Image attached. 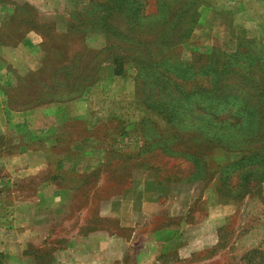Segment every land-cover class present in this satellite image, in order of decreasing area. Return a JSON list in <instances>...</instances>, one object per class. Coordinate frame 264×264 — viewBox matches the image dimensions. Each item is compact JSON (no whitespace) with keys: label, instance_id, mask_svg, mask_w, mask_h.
<instances>
[{"label":"rangeland","instance_id":"374dc122","mask_svg":"<svg viewBox=\"0 0 264 264\" xmlns=\"http://www.w3.org/2000/svg\"><path fill=\"white\" fill-rule=\"evenodd\" d=\"M4 4L2 40L45 54L27 76L0 57V241L29 264H264V0Z\"/></svg>","mask_w":264,"mask_h":264},{"label":"crops","instance_id":"0c3cea01","mask_svg":"<svg viewBox=\"0 0 264 264\" xmlns=\"http://www.w3.org/2000/svg\"><path fill=\"white\" fill-rule=\"evenodd\" d=\"M16 9H18V6L15 4H4V6H2L0 11V29L3 26L4 28H7L8 23L12 22L16 18V13L18 12ZM243 21L245 23V20ZM9 32H11V30ZM16 34L21 35L22 31H17ZM90 39L95 44L96 42L101 43V39L97 37L91 36ZM10 43L11 42L7 43L3 41L0 35V57L8 61L14 68H16V72L19 76H27V74H31L33 70L31 67V62L37 63V61L42 60L43 55L45 54L42 44L39 43L37 32L30 30L23 38L21 36V39H18L17 42L15 40L14 44ZM1 84H3V82L0 83V93L1 95L3 93L5 98V85L3 86ZM81 98L82 97H79L77 99L69 100L66 103H62V109L64 108L66 111H69L70 108L77 107V104L80 103L79 99ZM50 105L52 109H55L58 106L56 103H51L47 106ZM2 106H5V103H3ZM39 107H42V105L35 106L34 108L38 109ZM58 110L60 109L57 108L56 112H58ZM56 114L58 116V113ZM60 114L62 115V113ZM77 116L78 115H66L61 117V119H64L65 122L74 118H78ZM0 251L4 252V264H29V262L23 257L22 247L19 243L13 242L10 239L6 240L5 243L1 242Z\"/></svg>","mask_w":264,"mask_h":264},{"label":"trees","instance_id":"16d2710c","mask_svg":"<svg viewBox=\"0 0 264 264\" xmlns=\"http://www.w3.org/2000/svg\"><path fill=\"white\" fill-rule=\"evenodd\" d=\"M260 59L264 62V53L261 54ZM195 68L197 69V71H199L198 72L199 73L198 77H200V78L196 79V82L200 81V80H205L206 81V79H208V78H216V77H219L220 75L223 74L221 72V73H219V76H216V74L218 73L219 69L215 68L214 64L209 66L208 68H205V69H200V68H202V67H200V65H196ZM205 101L208 102V100H205ZM200 106H201L202 109H208V107H209L208 104H200ZM220 107L221 106L219 104H218V106L215 107V110L216 111H220V112H216L215 111V113L213 115H219L221 112L226 111V110H222L221 111ZM228 114H229V112H227L226 115H228Z\"/></svg>","mask_w":264,"mask_h":264}]
</instances>
